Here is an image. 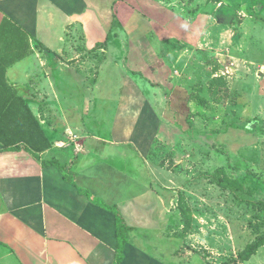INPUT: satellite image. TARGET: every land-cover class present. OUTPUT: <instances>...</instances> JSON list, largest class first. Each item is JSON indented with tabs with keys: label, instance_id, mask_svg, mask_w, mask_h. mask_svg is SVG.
<instances>
[{
	"label": "crops",
	"instance_id": "0c3cea01",
	"mask_svg": "<svg viewBox=\"0 0 264 264\" xmlns=\"http://www.w3.org/2000/svg\"><path fill=\"white\" fill-rule=\"evenodd\" d=\"M115 1L0 0V68L51 145L38 158L0 146V264H113L116 216L102 205L132 228L121 264H173L186 250L190 233L175 228L181 213L144 141L122 134L119 106L111 134H93L110 114L102 88L87 85L92 64L110 60L115 23L131 36L145 27ZM52 160L74 184L42 167Z\"/></svg>",
	"mask_w": 264,
	"mask_h": 264
},
{
	"label": "rangeland",
	"instance_id": "374dc122",
	"mask_svg": "<svg viewBox=\"0 0 264 264\" xmlns=\"http://www.w3.org/2000/svg\"><path fill=\"white\" fill-rule=\"evenodd\" d=\"M123 1L145 27L131 36L115 23L110 60L92 64L87 85L110 114L93 134H111L119 106L122 134L144 141L184 213L175 228L192 222L173 264H264V245L238 258L264 236V0Z\"/></svg>",
	"mask_w": 264,
	"mask_h": 264
},
{
	"label": "trees",
	"instance_id": "16d2710c",
	"mask_svg": "<svg viewBox=\"0 0 264 264\" xmlns=\"http://www.w3.org/2000/svg\"><path fill=\"white\" fill-rule=\"evenodd\" d=\"M114 5H116V3L113 4V8L115 7ZM113 18L115 19L114 13ZM0 146L2 147V151L18 152L24 150L36 158H38V153H42L51 147L49 141L45 138L38 121L35 119L23 99L7 84L4 77V69L2 68H0ZM41 165L42 167L55 166L61 174H63V177L67 182L74 184L73 179L64 174V169L58 162L53 160L42 161ZM224 179L223 176H218L215 179L214 184L218 186H226L224 184ZM79 192L81 191L79 190ZM85 195L88 196L87 193ZM102 206L108 211L113 212L116 216L118 230L117 255L113 264H121L124 257V247L128 242V235L132 231V228L124 222L122 217L116 212L115 207ZM180 213L182 218L185 219L184 213L182 211ZM191 227L192 222L191 224L186 221L183 222V229L185 231L183 232L185 235L192 231ZM263 245L264 236H261L259 239H255L251 244H248L238 256L240 262L248 261Z\"/></svg>",
	"mask_w": 264,
	"mask_h": 264
}]
</instances>
